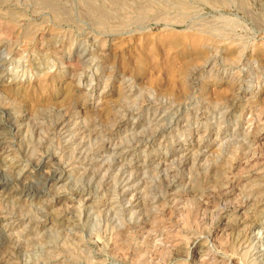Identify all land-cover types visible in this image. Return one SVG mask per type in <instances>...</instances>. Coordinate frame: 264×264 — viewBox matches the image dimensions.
<instances>
[{
	"label": "rangeland",
	"instance_id": "374dc122",
	"mask_svg": "<svg viewBox=\"0 0 264 264\" xmlns=\"http://www.w3.org/2000/svg\"><path fill=\"white\" fill-rule=\"evenodd\" d=\"M0 264H264V0H0Z\"/></svg>",
	"mask_w": 264,
	"mask_h": 264
},
{
	"label": "bare ground",
	"instance_id": "6f19581e",
	"mask_svg": "<svg viewBox=\"0 0 264 264\" xmlns=\"http://www.w3.org/2000/svg\"><path fill=\"white\" fill-rule=\"evenodd\" d=\"M174 78H175V77H174ZM174 78H173V79H174ZM170 84H171V83H170ZM169 126H170V125H169ZM165 128H166V127H165ZM166 129H167V128H166ZM166 129H165V130H166ZM198 136H199V135H198ZM198 136H197V137H198ZM54 175H55V174H54ZM55 177H56V176H55ZM55 177H54V178H55Z\"/></svg>",
	"mask_w": 264,
	"mask_h": 264
}]
</instances>
